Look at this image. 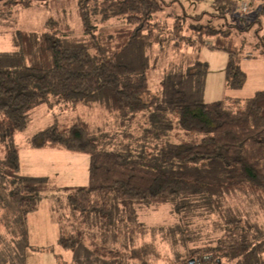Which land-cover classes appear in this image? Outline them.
Here are the masks:
<instances>
[{"label":"trees","instance_id":"trees-1","mask_svg":"<svg viewBox=\"0 0 264 264\" xmlns=\"http://www.w3.org/2000/svg\"><path fill=\"white\" fill-rule=\"evenodd\" d=\"M87 1H80L78 8L81 33L65 27L68 32L61 31L46 21L43 31L17 30L15 53L0 54V186L8 190L20 215L25 218L37 210L46 193L61 189L78 223H68V230L57 220L58 244L72 251L83 237L80 222L90 215L105 224L112 222L110 193L127 204L158 206L176 200L178 209L191 200H221L235 193L263 200L264 87L246 98L202 102L207 65L194 51L197 45H206L226 52L225 86L239 90L246 81L240 66L243 37L238 46L231 40L223 43L224 35L202 26L194 30L192 41L198 44L193 48L190 37L179 34L177 22L169 31L156 19L163 12L161 0H98L92 9ZM235 4L212 0L216 14H226ZM257 16L264 17V7ZM110 19L124 24L96 32L98 21ZM207 36L216 39L204 43ZM168 38L187 39L192 51L183 52L184 64L163 71L153 95L151 54ZM262 40L259 53L264 56ZM49 93L72 106L98 102L106 114L116 117L121 131L114 133L77 120L62 130L47 126L28 140L35 149L87 154L88 186L58 188L46 177L19 173L14 137L26 128L30 111L47 103ZM224 223V238L192 251L190 257L195 252L199 259L195 264H224L223 258L226 264H264V234L242 218L233 216ZM91 248L98 253L96 245Z\"/></svg>","mask_w":264,"mask_h":264},{"label":"rangeland","instance_id":"rangeland-1","mask_svg":"<svg viewBox=\"0 0 264 264\" xmlns=\"http://www.w3.org/2000/svg\"><path fill=\"white\" fill-rule=\"evenodd\" d=\"M28 1V5L23 6ZM80 1L83 0H0V54L15 53L13 36L17 30L43 31L46 21L56 23V28L61 31L65 27L73 34L81 33ZM97 1L88 0V8L92 9ZM161 1L163 12L156 19L164 23L169 31L174 29L177 22L181 29L179 34L190 37L192 47L198 44L192 41L195 39L194 30L202 26L224 35L221 37L223 43L231 40L238 46L242 37L247 42L240 53V66L246 73V81L240 90L234 91L225 86L227 53L206 45L196 46L194 51L207 65L202 102H205L206 95H215L220 78L223 92L221 94L220 91L218 96L226 97L233 93L238 94L237 97H248L264 87V65L260 66L263 56L259 54L264 37V18L259 20L257 16L258 10L264 7V0H245V11L242 10L243 4L234 0L235 6L226 14H216L212 0ZM123 24L119 19L98 21L96 32ZM225 35L229 38L226 39ZM166 37L171 36L166 34ZM215 39L204 37V43H212ZM186 40L168 38L153 50L150 63L151 94L158 92L163 71L176 64H184L186 59L183 52L192 51ZM250 51L252 56L247 57ZM77 120L90 122L106 133L120 130L117 129L116 117L106 114L100 103L72 106L49 93L47 103L30 111L26 128L14 137L22 162V176L30 171L42 174L52 171L55 174L58 172L68 186L90 185L87 154L66 152L67 156L59 154L55 158L45 153L47 151L30 148L28 144L31 136L47 126L55 125L62 130ZM2 155L0 146V158ZM66 166L69 171L64 168ZM107 202L113 212L112 222L105 224L90 215L80 222L83 223V237L76 249L63 250L58 244L57 220H61L64 226L78 223L67 205L66 193L61 189L46 193L38 201L37 210L24 218L11 203L8 190L0 186V264H188L192 251L214 246L224 238L227 229L224 222L233 216L246 220L249 223L244 224L257 227L264 234V199L250 193H235L213 201L191 200L179 209L176 200L158 206L127 204L118 200L113 193L109 194ZM66 229L69 230L70 226L67 225ZM91 244L98 247V253L92 250ZM262 247L264 249V245ZM101 248L107 252L103 253ZM194 253L197 258L198 255ZM262 257L264 259V253ZM222 262L228 263L226 258Z\"/></svg>","mask_w":264,"mask_h":264},{"label":"crops","instance_id":"crops-1","mask_svg":"<svg viewBox=\"0 0 264 264\" xmlns=\"http://www.w3.org/2000/svg\"><path fill=\"white\" fill-rule=\"evenodd\" d=\"M244 0H238V2H242ZM264 18V17H263ZM247 43V42H246ZM245 43V44H246ZM250 45V44H249ZM251 54H248L246 55L247 57H251L252 56V52L250 51ZM260 54V53H259ZM261 55V54H260ZM263 56V55H262ZM227 59H228V56L226 57V63H227ZM200 60V59H199ZM201 61V60H200ZM226 63H225V66H226ZM264 65V56H263V59H262V62L260 63V66H263ZM243 70V69H242ZM244 71V70H243ZM245 72V71H244ZM224 80H225V67H224ZM262 89V88H261ZM223 90V83L221 84V78H220V86L215 89V95L214 96H211L210 95H206V99H205V103H210V102H214V101H220L218 100L220 97H224V96H218V93L221 91V94H222V91ZM240 90V89H239ZM259 90V89H258ZM234 91V90H233ZM257 91V90H256ZM220 94V95H221ZM254 94V93H253ZM252 94V95H253ZM225 95V94H224ZM238 94H230L226 97H229V98H232V99H235V98H246V97H242V96H239L237 97ZM214 97V98H213ZM224 97V98H226ZM249 97V96H248ZM224 98H222L221 100H223ZM30 147V146H29ZM31 148V147H30ZM34 150H40V152H43V151H47L45 153L51 155V156H54L55 158H58V155L60 154V156H67L66 152H69V151H66V150H61V149H55V148H39V149H35V148H32ZM35 152V151H33ZM19 154V153H18ZM66 168V171H69V167H64ZM22 162H21V159L19 157V173L20 175L22 176ZM56 173V172H55ZM55 173H52V171H50L48 174L44 173L42 174L41 172L37 171L35 173H32L31 171L30 172H27V174H23V176L25 177H46L48 179H50L58 188H64V187H75V186H68L66 185L62 180L61 178L58 176V172L57 174ZM67 173V172H66ZM82 186V185H80Z\"/></svg>","mask_w":264,"mask_h":264},{"label":"flooded vegetation","instance_id":"flooded-vegetation-1","mask_svg":"<svg viewBox=\"0 0 264 264\" xmlns=\"http://www.w3.org/2000/svg\"><path fill=\"white\" fill-rule=\"evenodd\" d=\"M190 260H193V263L192 264H195L197 262V260H199V259L196 258V257H194V258H191ZM190 260H188V264H189Z\"/></svg>","mask_w":264,"mask_h":264},{"label":"built area","instance_id":"built-area-1","mask_svg":"<svg viewBox=\"0 0 264 264\" xmlns=\"http://www.w3.org/2000/svg\"><path fill=\"white\" fill-rule=\"evenodd\" d=\"M241 3L243 4V6H242V10H244V11H245V10H246V7H245V3H246V2H245V0H244V1H242Z\"/></svg>","mask_w":264,"mask_h":264},{"label":"water","instance_id":"water-1","mask_svg":"<svg viewBox=\"0 0 264 264\" xmlns=\"http://www.w3.org/2000/svg\"><path fill=\"white\" fill-rule=\"evenodd\" d=\"M193 263V260H190L189 264H192Z\"/></svg>","mask_w":264,"mask_h":264}]
</instances>
